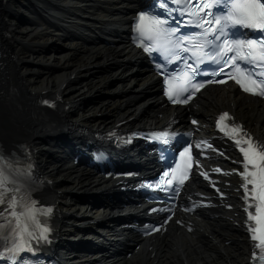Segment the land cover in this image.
I'll return each mask as SVG.
<instances>
[{
    "label": "bare ground",
    "instance_id": "obj_1",
    "mask_svg": "<svg viewBox=\"0 0 264 264\" xmlns=\"http://www.w3.org/2000/svg\"><path fill=\"white\" fill-rule=\"evenodd\" d=\"M0 7V16L11 28L10 41L17 53L14 76L22 79L26 87L32 90L53 89L83 66L107 62L106 72L120 66V74L124 75L120 78L128 80L126 85L131 91L137 86L134 89L141 95L130 98L131 94L125 90L123 82L115 88L110 87L114 82L111 79L118 74V70L110 72V75L91 70L80 71L65 89L66 98L73 101V107L65 116L92 124L94 127H100L108 123L113 116L128 111H131L130 115H137L138 123L147 117L154 120L153 114L156 113L157 107V99L154 98L158 94L159 81L142 61L139 62L138 53L132 51L128 41L117 42L113 48L88 41L93 38L96 29H100L97 24L114 26L121 36L124 35L129 15L135 7V0H9L6 4H0ZM72 9L76 10L77 14L68 15L67 11ZM26 14L34 17V23L23 22ZM78 14H87L91 18L80 17ZM41 15L55 19L58 28L54 29L39 22L37 19ZM106 18L111 21L108 22ZM71 33L74 36L70 35ZM34 54L40 55L41 59L35 61L32 58ZM111 55H114L115 59ZM108 91L110 95H107ZM91 94L92 99H89ZM209 94L212 102L208 104L206 114L226 102L234 101L238 106L237 113L255 130L264 134V122L261 121L264 103L247 104L245 96L238 94L234 87H223L218 92ZM100 112L103 114L98 117ZM15 121L23 123L21 119ZM204 121H207L205 117ZM30 129L33 131L31 137L40 149L42 168L54 178L57 194L60 192L57 199L64 208L92 217L114 215L111 211L110 214L107 213L106 207L98 209L87 202L79 201V195L103 191L108 182L79 166L64 169L67 162L63 163V160L67 159L68 152L62 144L56 142V137L64 130L62 119L56 120L46 129H38L36 126ZM3 130L9 139L18 137L12 128L3 127ZM86 220H72L74 226H64L63 235L83 239L81 230L75 226H83ZM200 223L198 231L188 237L175 232L165 236L159 242L153 257L149 255L151 252L148 250L145 254L138 253L130 259L113 260V263L123 261L121 264H183V259L191 261L192 264L245 263L247 245L243 236L233 226L224 221L212 224L202 220ZM202 229L207 230L213 237L200 233ZM224 235L234 238V241L225 243ZM173 245H177L178 249H173ZM194 247H197V250H194ZM180 251L184 252L183 257L179 255ZM107 258L109 257L99 263L105 264ZM96 263L98 262L87 264Z\"/></svg>",
    "mask_w": 264,
    "mask_h": 264
},
{
    "label": "snow or ice",
    "instance_id": "obj_2",
    "mask_svg": "<svg viewBox=\"0 0 264 264\" xmlns=\"http://www.w3.org/2000/svg\"><path fill=\"white\" fill-rule=\"evenodd\" d=\"M170 2L183 6L181 15L195 19L173 27V21L168 17L180 9H171L168 7L169 0H160L158 7L165 10L163 13H140L135 22L137 40L145 52L162 51L176 60L183 59L181 53L191 52L195 60V66L184 60L190 72L164 75L165 95L170 101L173 104H188L195 92L205 86L203 82L195 81L197 75L204 74L199 67L204 63V58L220 66L212 75H227L244 92L264 96V0H208L203 4L200 0ZM213 8H223V11H211ZM209 16L211 19L207 18ZM181 27H195L200 31L184 34L180 32ZM240 29L255 31L258 36L250 39L230 38ZM186 44L192 45V48L186 47ZM225 66L233 68V72L225 73ZM211 82L227 81H208ZM228 120L232 118L228 113H223L218 117V127ZM221 130L232 134L239 147L242 159L238 162L240 168L236 174L241 177L248 219L254 221L249 226L251 239L258 241L254 248L264 253V141H254L234 120L231 126L225 124ZM167 136V133L161 132L154 139H166ZM188 151L189 148H185L180 156L183 157ZM3 160L4 157L0 156V205H4L0 209V249H7V252L0 251V258H7L10 264H16L20 252L31 250V240L47 239L50 228L46 226L47 221L40 217L50 215L53 209L38 206V202L31 199L22 185L16 182L12 172H6ZM171 171L175 173L176 170ZM202 174L207 178L206 173ZM163 176L169 177V172H164ZM186 179L187 176H183L178 183L183 185ZM160 183L163 184L164 180ZM167 184L173 186L174 178L168 179ZM259 260L264 264V254L259 256Z\"/></svg>",
    "mask_w": 264,
    "mask_h": 264
},
{
    "label": "rangeland",
    "instance_id": "obj_3",
    "mask_svg": "<svg viewBox=\"0 0 264 264\" xmlns=\"http://www.w3.org/2000/svg\"><path fill=\"white\" fill-rule=\"evenodd\" d=\"M38 56H40V55H33V59L35 60V61H37V60H40L41 59V57H38Z\"/></svg>",
    "mask_w": 264,
    "mask_h": 264
}]
</instances>
